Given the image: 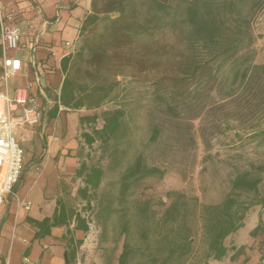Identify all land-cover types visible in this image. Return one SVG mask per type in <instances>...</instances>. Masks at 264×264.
<instances>
[{"label":"trees","instance_id":"1","mask_svg":"<svg viewBox=\"0 0 264 264\" xmlns=\"http://www.w3.org/2000/svg\"><path fill=\"white\" fill-rule=\"evenodd\" d=\"M263 9L264 0H92L74 53L61 61L63 82L62 77H45L47 96L54 103L47 117L55 119L60 106L90 112L112 108L103 112L101 129L98 115L81 119L89 129L81 134L80 165L70 184H79L74 200L82 207L61 198L51 218L31 221L39 230L37 238L56 227H67L69 235L71 225L74 231L89 233L96 224L104 264H209L229 257L228 238L245 227L254 206L264 207L263 162H249L247 170L235 167L230 191L220 203H202L196 196L171 191L168 203L162 201L164 209L155 211L151 200L132 198L147 180L162 179L171 169L186 176L197 163L199 139L209 152L212 142L234 125L245 134L240 142L246 136L264 147V63L255 62L253 30ZM168 34L178 47L167 54L169 46L162 41ZM41 46L38 63L46 76L56 73L53 54L46 52L42 58L39 53L46 46ZM151 73L149 137L137 144L128 108L130 82L119 78L135 80ZM95 144L100 162L91 163L83 152ZM211 158L206 155L203 161ZM109 172L116 178L106 183ZM198 233L201 249L196 247ZM250 235L255 240L263 235L258 246L263 251L264 223ZM68 243L72 247L73 241ZM75 254L70 248L71 261Z\"/></svg>","mask_w":264,"mask_h":264},{"label":"crops","instance_id":"2","mask_svg":"<svg viewBox=\"0 0 264 264\" xmlns=\"http://www.w3.org/2000/svg\"><path fill=\"white\" fill-rule=\"evenodd\" d=\"M2 2L8 11H18V22L34 18L36 7H39L30 3V0H2ZM91 5L92 0H58L54 4L53 13L42 10L43 16L38 17V20L40 22L47 20L50 25L43 39L46 51L39 53V56L44 58L46 52H51L53 55L50 61L56 67V73L46 76L44 72V77H65L61 71V61L68 57L67 53H69L65 43L73 42L76 48L83 20L91 13ZM30 12H34V15L27 16ZM57 16H60L58 21H56ZM9 55H17L18 58L22 56L20 59L23 61V70L9 83V92L13 94L17 89L26 87L28 82L34 81L35 73L28 52L9 53ZM2 57L1 46L0 71ZM16 80L18 83L15 82ZM53 106L52 101L50 105L46 104L44 119L39 127L26 128L20 133L25 151L23 180L15 192L16 197H10L0 213V264H104V261L90 259L89 255L82 251L85 237L89 233L74 231L71 225L69 235L67 227H56L51 229L50 235L37 238L39 230L31 222H41L51 218L59 208L58 201L63 198L65 184L71 183L78 169L77 157L80 145H84L81 126L73 121L75 115L66 113L71 112L70 110L61 111L55 119L48 120L47 112ZM28 180L32 182V186L21 197L19 189ZM27 203L31 204L30 209L25 208ZM245 229L246 224L228 240H233ZM70 240L73 241L72 247L68 243ZM253 241L255 243V239ZM78 242L82 244L78 245ZM254 246L253 243L250 247L241 244L237 245V250L236 247L230 246L232 253L229 257L223 261H211L209 264L217 262V264H244V261L251 257V253H255L251 252ZM70 248L75 249L76 253L72 261L69 257ZM242 248V254L232 261L231 257L234 253ZM253 259L247 264H254L256 257Z\"/></svg>","mask_w":264,"mask_h":264},{"label":"rangeland","instance_id":"3","mask_svg":"<svg viewBox=\"0 0 264 264\" xmlns=\"http://www.w3.org/2000/svg\"><path fill=\"white\" fill-rule=\"evenodd\" d=\"M58 0H30V3L38 5L44 12L53 13L54 4ZM34 12H30L27 16H33ZM119 15L116 14L115 17ZM254 33L257 37V43L255 46L256 59L258 64L264 63V9L258 15L253 26ZM164 44L167 45L165 52L172 53L175 48L178 47V41L176 38L168 34L164 37ZM22 58V56L20 57ZM155 74L151 73L148 77H137L135 80L132 77L119 78L123 82H130V101L129 110L133 114V141L134 143H144L149 137V130L147 127L146 113L150 107L149 89L147 81H152ZM18 83V81H15ZM111 106H107L103 109L90 112L82 109L80 112H66L74 117V123L80 125V132L83 133L89 129V124L82 123L81 119L88 115H98L100 118L97 122V128L101 129L103 126V112L107 109H111ZM87 125L86 127H82ZM236 133H238L236 135ZM240 135V136H239ZM245 135L239 126L234 125L233 130L227 133L225 136L218 137L212 142V148L209 152L205 150L202 141L199 139V146L197 151V163L187 175L184 176L179 169H171L162 179H149L133 194V200H145L152 201V207L155 211H162L164 206L163 202H167L166 195L171 191H181L190 196H196L202 203H220L223 198L230 191L229 181L233 176L234 168L238 167L240 170H247L249 168L248 163H264V147H259L257 144L247 140L244 136L243 142H240V137ZM242 138V137H241ZM98 144L93 146L90 150L86 148L83 152V159H87V155L90 156L91 163H98L100 159V153L97 150ZM211 155L212 158L209 161L204 162V157ZM78 167L80 165V157H77ZM116 174L109 172L106 175V183L110 180H114ZM32 186V182L28 180L19 189V195L22 197L29 191ZM67 191L64 190V199H70L71 204L80 205V202L74 197L76 195V189L79 186L78 183L67 184ZM260 195L264 197V175L263 182L260 186ZM70 197V198H69ZM248 198V196H244ZM69 201V200H68ZM81 206V205H80ZM79 206V207H80ZM82 207V206H81ZM246 229L241 234H238L233 240H227L228 246L236 247L237 245H249L252 243L256 246L251 250L250 260H254V264H264V249L258 250L259 243L263 241V235H260L255 243L250 232L254 230L259 224L264 223V207L254 206L247 214L246 217ZM100 230L96 224L91 225V230L85 237V243L83 245V252L89 255L90 259L104 261V250L99 242ZM197 244L196 247L201 249L203 246L201 234L196 235ZM211 262V261H210ZM218 263V262H217ZM216 263V264H217ZM252 264V263H251Z\"/></svg>","mask_w":264,"mask_h":264},{"label":"built area","instance_id":"4","mask_svg":"<svg viewBox=\"0 0 264 264\" xmlns=\"http://www.w3.org/2000/svg\"><path fill=\"white\" fill-rule=\"evenodd\" d=\"M41 16L42 9L36 7L34 18L18 22V11H8L0 0V43L3 52L0 71V213L8 199L16 197L14 188L24 170L25 151L20 133L26 128L39 127L44 119L45 106L50 105L45 71L37 60V53L42 49L50 25L47 20L40 22L38 17ZM59 18L57 16L56 21ZM65 48L69 51L67 56L72 55L74 43L66 42ZM18 52L29 53L35 79L11 94L9 83L23 70V61L9 53ZM60 93L61 86L57 91L58 99ZM59 110L64 111V108L60 106ZM30 206V203L25 204L26 209H30Z\"/></svg>","mask_w":264,"mask_h":264}]
</instances>
